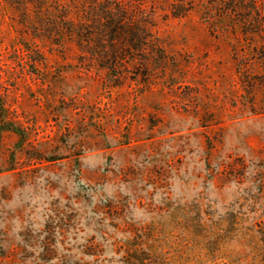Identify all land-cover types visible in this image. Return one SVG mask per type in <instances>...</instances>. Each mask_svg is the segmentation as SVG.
<instances>
[{
  "label": "rangeland",
  "instance_id": "obj_1",
  "mask_svg": "<svg viewBox=\"0 0 264 264\" xmlns=\"http://www.w3.org/2000/svg\"><path fill=\"white\" fill-rule=\"evenodd\" d=\"M0 264H264V0H0Z\"/></svg>",
  "mask_w": 264,
  "mask_h": 264
},
{
  "label": "trees",
  "instance_id": "obj_2",
  "mask_svg": "<svg viewBox=\"0 0 264 264\" xmlns=\"http://www.w3.org/2000/svg\"><path fill=\"white\" fill-rule=\"evenodd\" d=\"M109 24H110L109 26L107 25L108 26L107 36L109 37L110 42H112L109 43V45L112 47V51H113V54L111 56L113 62H116V60L123 59V58H119L120 55L119 53H117V50L115 49V45H112L113 43H115L114 41L123 42L125 43V46L136 51L145 50V46L148 45L147 44L148 35L143 28H141L138 25H135L134 27L130 28L128 25L126 26L125 24H121V26L120 25L117 26L118 28H113L112 27L113 23L109 22Z\"/></svg>",
  "mask_w": 264,
  "mask_h": 264
}]
</instances>
